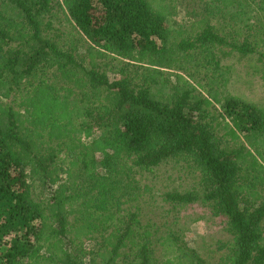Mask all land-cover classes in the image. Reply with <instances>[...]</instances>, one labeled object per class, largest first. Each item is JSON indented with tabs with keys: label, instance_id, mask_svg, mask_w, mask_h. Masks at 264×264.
Instances as JSON below:
<instances>
[{
	"label": "trees",
	"instance_id": "obj_1",
	"mask_svg": "<svg viewBox=\"0 0 264 264\" xmlns=\"http://www.w3.org/2000/svg\"><path fill=\"white\" fill-rule=\"evenodd\" d=\"M200 4L173 39L149 0H0V264H208L140 218L137 175L173 161L195 188L162 201L222 219L227 264H264V109L227 93L222 64L264 67V0Z\"/></svg>",
	"mask_w": 264,
	"mask_h": 264
},
{
	"label": "rangeland",
	"instance_id": "obj_2",
	"mask_svg": "<svg viewBox=\"0 0 264 264\" xmlns=\"http://www.w3.org/2000/svg\"><path fill=\"white\" fill-rule=\"evenodd\" d=\"M61 2V0H58ZM154 9H164L171 25L173 39L186 38L192 29V37L197 31V22L203 18L201 0H149ZM61 29L63 35L70 40L72 36H79L72 22L61 15ZM252 24L257 19L263 27L259 28V36L264 38V22L260 17L254 18L250 13ZM227 49V48H225ZM258 51L264 52V42L258 44ZM119 60L106 54L103 62ZM223 65L231 66L230 81L227 93L241 98L264 109V67L260 65L258 57L241 58L231 55L222 60ZM112 78V74L110 75ZM17 97L2 100V104L14 105ZM141 190L144 195L138 199L140 218L145 224L156 226V237L172 231L192 249H196L208 264H227L225 250L220 246L231 242L230 235L225 231L222 219L214 218L209 209L200 205L184 207H171L162 201L163 194L167 192L182 193L195 188V173L184 162H169L153 173H140L137 175ZM41 184L34 183L32 197L41 201L47 193L42 192ZM86 247H93L92 242H87ZM227 250V249H226Z\"/></svg>",
	"mask_w": 264,
	"mask_h": 264
}]
</instances>
